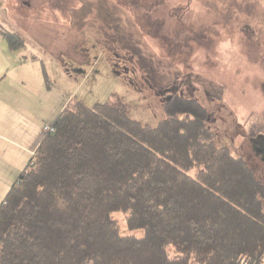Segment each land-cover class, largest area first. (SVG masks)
Segmentation results:
<instances>
[{
  "label": "trees",
  "instance_id": "trees-1",
  "mask_svg": "<svg viewBox=\"0 0 264 264\" xmlns=\"http://www.w3.org/2000/svg\"><path fill=\"white\" fill-rule=\"evenodd\" d=\"M163 104L151 126L71 100L0 203V264H264V166L217 145L199 99Z\"/></svg>",
  "mask_w": 264,
  "mask_h": 264
},
{
  "label": "rangeland",
  "instance_id": "rangeland-1",
  "mask_svg": "<svg viewBox=\"0 0 264 264\" xmlns=\"http://www.w3.org/2000/svg\"><path fill=\"white\" fill-rule=\"evenodd\" d=\"M43 5L39 12L20 0H0V67L9 60L11 80L23 71L14 61L29 64L24 67L33 90L40 72L51 95L39 98L35 91L31 111L49 127L61 105L74 99L89 106L121 102L134 119L156 126L166 116L164 99L181 88L214 113L208 125L218 146L263 168L264 135L254 148L245 135L253 124L264 133V62L240 30L218 25L212 43L185 18L168 21L153 0ZM8 33L19 35L24 46L12 48ZM113 217L122 235L142 234L129 229L127 214Z\"/></svg>",
  "mask_w": 264,
  "mask_h": 264
},
{
  "label": "crops",
  "instance_id": "crops-1",
  "mask_svg": "<svg viewBox=\"0 0 264 264\" xmlns=\"http://www.w3.org/2000/svg\"><path fill=\"white\" fill-rule=\"evenodd\" d=\"M5 62L2 64L5 66L0 69V203L6 198L21 170L30 163L45 134L43 127L47 122L40 120L35 111H31L36 98L35 91L39 98L51 93L42 83L39 70L38 84L36 90H33L32 84H28L32 81V73L24 67L29 64L22 61H14L23 71L19 72L17 78L9 80L7 63L10 62ZM65 105H61L57 115Z\"/></svg>",
  "mask_w": 264,
  "mask_h": 264
},
{
  "label": "water",
  "instance_id": "water-1",
  "mask_svg": "<svg viewBox=\"0 0 264 264\" xmlns=\"http://www.w3.org/2000/svg\"><path fill=\"white\" fill-rule=\"evenodd\" d=\"M61 6L67 0H60ZM156 5L165 11L168 21L185 18L195 27L206 33L212 43H216L219 36L218 25L230 26L244 33L250 50L264 62V0L237 1V12L234 6L223 4L222 0H153ZM226 1V0H225ZM51 0H20V5L32 10L50 5ZM231 22L232 25L231 26ZM242 22L247 25L242 26Z\"/></svg>",
  "mask_w": 264,
  "mask_h": 264
},
{
  "label": "flooded vegetation",
  "instance_id": "flooded-vegetation-1",
  "mask_svg": "<svg viewBox=\"0 0 264 264\" xmlns=\"http://www.w3.org/2000/svg\"><path fill=\"white\" fill-rule=\"evenodd\" d=\"M237 1L238 0H222L221 2L223 3V4H225V5H228V6H234L233 8H234V13H236L237 12V9L240 11V9L239 8H236V4H237ZM239 1H246V2H248V1H251V0H239ZM244 25H247V23H244V22H242V26H244ZM231 26H233L234 27V25H232V22H231ZM21 38V37H20Z\"/></svg>",
  "mask_w": 264,
  "mask_h": 264
},
{
  "label": "built area",
  "instance_id": "built-area-1",
  "mask_svg": "<svg viewBox=\"0 0 264 264\" xmlns=\"http://www.w3.org/2000/svg\"><path fill=\"white\" fill-rule=\"evenodd\" d=\"M44 128H45V131H46V132H48V131H50V132L55 131V128H54V127L52 128V127H49L48 125L45 126Z\"/></svg>",
  "mask_w": 264,
  "mask_h": 264
}]
</instances>
